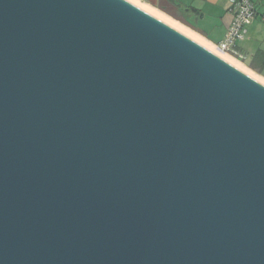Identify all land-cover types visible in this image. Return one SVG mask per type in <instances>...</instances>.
<instances>
[{
	"label": "water",
	"instance_id": "1",
	"mask_svg": "<svg viewBox=\"0 0 264 264\" xmlns=\"http://www.w3.org/2000/svg\"><path fill=\"white\" fill-rule=\"evenodd\" d=\"M0 264H264V83L128 0H0Z\"/></svg>",
	"mask_w": 264,
	"mask_h": 264
},
{
	"label": "crops",
	"instance_id": "2",
	"mask_svg": "<svg viewBox=\"0 0 264 264\" xmlns=\"http://www.w3.org/2000/svg\"><path fill=\"white\" fill-rule=\"evenodd\" d=\"M170 17L217 47L232 19L230 0H138ZM256 15L235 52L227 53L264 82V0H254Z\"/></svg>",
	"mask_w": 264,
	"mask_h": 264
},
{
	"label": "built area",
	"instance_id": "3",
	"mask_svg": "<svg viewBox=\"0 0 264 264\" xmlns=\"http://www.w3.org/2000/svg\"><path fill=\"white\" fill-rule=\"evenodd\" d=\"M232 19L227 25L223 39L217 45L221 52H235L238 41L243 40L247 34V26L256 15L254 0H230Z\"/></svg>",
	"mask_w": 264,
	"mask_h": 264
},
{
	"label": "bare ground",
	"instance_id": "4",
	"mask_svg": "<svg viewBox=\"0 0 264 264\" xmlns=\"http://www.w3.org/2000/svg\"><path fill=\"white\" fill-rule=\"evenodd\" d=\"M128 1H130L131 3L137 5L138 7H140L141 9L146 11L147 13L153 15L154 17H156L157 19H159V20L163 21L164 23L170 25L171 27H173V28L181 31L182 33L188 35L189 37H191L192 39H194L195 41H197L198 43H200L201 45L206 47L208 50H210L213 53L219 55L225 61L229 62L230 64L234 65L238 69L244 71L245 73L251 75L252 77L257 79L261 83H264L259 78H257L254 74H252L248 69L244 68V66H242L240 64V62H238L232 56L226 54L225 52H221L217 47H215L214 45L206 42L205 39H202V38L198 37L197 35L193 34L192 32L186 30L184 27L179 25L176 21H174L170 17L166 16L165 14L159 12L158 10H156L154 8H151V7H149V6L145 5V4L140 3L138 0H128Z\"/></svg>",
	"mask_w": 264,
	"mask_h": 264
},
{
	"label": "rangeland",
	"instance_id": "5",
	"mask_svg": "<svg viewBox=\"0 0 264 264\" xmlns=\"http://www.w3.org/2000/svg\"><path fill=\"white\" fill-rule=\"evenodd\" d=\"M227 54V53H226Z\"/></svg>",
	"mask_w": 264,
	"mask_h": 264
}]
</instances>
